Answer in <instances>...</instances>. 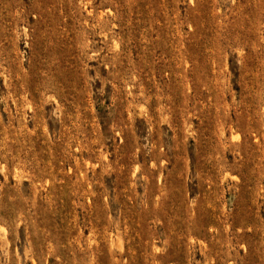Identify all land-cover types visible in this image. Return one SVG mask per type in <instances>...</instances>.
<instances>
[{
    "label": "rangeland",
    "instance_id": "374dc122",
    "mask_svg": "<svg viewBox=\"0 0 264 264\" xmlns=\"http://www.w3.org/2000/svg\"><path fill=\"white\" fill-rule=\"evenodd\" d=\"M0 264H264V0H0Z\"/></svg>",
    "mask_w": 264,
    "mask_h": 264
}]
</instances>
